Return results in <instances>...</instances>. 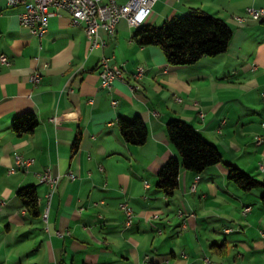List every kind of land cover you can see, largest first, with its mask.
<instances>
[{
	"label": "crops",
	"instance_id": "obj_1",
	"mask_svg": "<svg viewBox=\"0 0 264 264\" xmlns=\"http://www.w3.org/2000/svg\"><path fill=\"white\" fill-rule=\"evenodd\" d=\"M249 6L264 10V0H158L144 24L200 8L232 30L226 51L172 65L159 46L138 45L124 19L114 34L99 29L104 45L90 50L84 25L66 11L38 37L20 23V6L0 0L8 59L0 64V264H264L261 189L242 191L223 163L200 173L181 167L171 196L156 184L160 167L178 156L166 131L173 118L224 162L264 178V15L251 17ZM104 57L124 76L110 88L99 76ZM138 66L144 73L135 79ZM25 111L39 124L17 136L10 123ZM135 117L147 127L142 145L119 131L120 118ZM17 153L33 163L18 168ZM46 170L58 177L50 198L39 180ZM26 185L36 188L38 217L17 196ZM122 203L132 210L129 225Z\"/></svg>",
	"mask_w": 264,
	"mask_h": 264
},
{
	"label": "trees",
	"instance_id": "obj_2",
	"mask_svg": "<svg viewBox=\"0 0 264 264\" xmlns=\"http://www.w3.org/2000/svg\"><path fill=\"white\" fill-rule=\"evenodd\" d=\"M232 37L228 24L213 14L194 8L184 16H174L160 25L142 24L133 32V40L140 46H159L169 64L190 65L205 56H215L226 51ZM37 115L31 111L14 116L11 131L21 136L31 134L38 126ZM119 131L131 144L142 145L147 139V127L139 117L120 118ZM167 136L175 146L178 156L169 157L157 173V187L171 196L179 184L181 167L200 173L206 168L223 163L227 177L242 191L261 189L260 202L264 208V178L256 179L241 168L224 162L217 147L205 140L188 122L173 118L166 124ZM75 138L74 147L78 144ZM26 211L33 217L40 215L38 195L34 185H26L17 191Z\"/></svg>",
	"mask_w": 264,
	"mask_h": 264
},
{
	"label": "built area",
	"instance_id": "obj_3",
	"mask_svg": "<svg viewBox=\"0 0 264 264\" xmlns=\"http://www.w3.org/2000/svg\"><path fill=\"white\" fill-rule=\"evenodd\" d=\"M158 0H5L8 7H21L19 12L20 23L29 28L35 36L41 37L47 30L49 18L58 11H66L74 24H83L86 30V36L89 40L90 50L104 45V41L99 38V29L106 30L109 34H114L117 23L124 19L134 28L144 24L151 13L154 4ZM246 12L253 18H259L264 15L262 8L249 6ZM0 64H8L5 55L0 54ZM144 68L138 66L134 75L141 77ZM99 76L101 86L110 88L116 79H122V67L110 65L108 58L100 60ZM32 82L36 83L40 80V74L34 73L30 76ZM180 100V99H178ZM261 137L257 138L260 143ZM15 165L18 168L27 169L32 163L33 158H24L20 154L14 156ZM14 168H10L9 172H13ZM40 182L49 184L50 198L55 188L58 177L52 176L49 170L39 174ZM127 219L126 224L131 223L132 210L126 204L122 203ZM249 210L244 208L243 212ZM47 213L44 212L43 217L46 219ZM60 235V232H57Z\"/></svg>",
	"mask_w": 264,
	"mask_h": 264
},
{
	"label": "bare ground",
	"instance_id": "obj_4",
	"mask_svg": "<svg viewBox=\"0 0 264 264\" xmlns=\"http://www.w3.org/2000/svg\"><path fill=\"white\" fill-rule=\"evenodd\" d=\"M133 77H134L135 79L140 78V77H137V75H134V73H133ZM193 187H194V186H193Z\"/></svg>",
	"mask_w": 264,
	"mask_h": 264
},
{
	"label": "rangeland",
	"instance_id": "obj_5",
	"mask_svg": "<svg viewBox=\"0 0 264 264\" xmlns=\"http://www.w3.org/2000/svg\"><path fill=\"white\" fill-rule=\"evenodd\" d=\"M119 1H124V0H119ZM263 97H264V94H263ZM260 137V136H259Z\"/></svg>",
	"mask_w": 264,
	"mask_h": 264
}]
</instances>
